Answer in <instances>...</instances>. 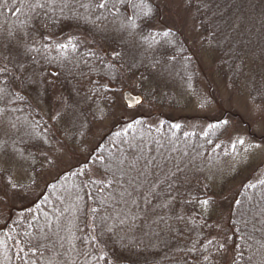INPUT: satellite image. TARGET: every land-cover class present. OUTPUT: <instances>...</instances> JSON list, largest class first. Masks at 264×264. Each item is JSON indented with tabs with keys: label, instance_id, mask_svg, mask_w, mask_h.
Instances as JSON below:
<instances>
[{
	"label": "trees",
	"instance_id": "1",
	"mask_svg": "<svg viewBox=\"0 0 264 264\" xmlns=\"http://www.w3.org/2000/svg\"><path fill=\"white\" fill-rule=\"evenodd\" d=\"M101 2L0 0V26L7 40L6 49L0 52L1 114L11 119L29 120L30 123L38 121L41 128L33 129L37 128L40 132L45 129L48 123L44 119L41 121L40 111L29 104L32 96L28 91L32 85L26 79L36 74L49 87L60 84L58 86L67 92V96L61 97L62 104L67 107L66 102L70 101L79 119L93 118L90 108L98 102L104 104L101 112L110 113L116 104L115 89L116 85H120V71L140 81L139 92L144 89L145 81L150 79L151 72L147 68L152 64L140 62L139 44L155 52V58L141 59L146 63L152 61L155 64L152 67L158 64L164 67L169 64V57L179 58L182 63L184 56L190 53L186 51L185 38H172L171 31L161 27L165 23L161 15L165 13L162 0H148L152 13L147 18H138L135 30L130 28L131 45L119 37L118 32L113 35L108 32L107 37L101 36L98 40L91 36L92 42L87 44L84 34H90L86 29L90 25L97 27V21L92 16L105 17L104 23L108 25L113 20H120V16L127 18L129 11L132 14V9L125 8L119 0H107L105 8L98 7ZM174 2H181L187 9L190 8L189 13L195 17L194 27L199 25L196 23L198 19L204 33L219 41L215 42L219 47L216 52L224 66L235 68L238 72L246 68L244 62L241 65L236 59L234 61V57H242L245 46L250 43L244 41L246 37L243 33V21L249 19L245 16L248 12L245 0ZM190 18L178 20L191 22ZM88 19L93 22H88ZM166 31L169 32L167 37L163 36ZM69 40L75 45V50L71 45L68 49L59 47ZM178 49L181 51L178 52ZM134 52V57L139 55L137 59L132 57ZM15 55L19 59H14ZM4 68L8 71H2ZM172 125L164 124V128L159 129L146 119L130 115L125 120H119L113 131L100 140L94 159L70 169L52 186L33 191L25 189L24 204L10 207L7 214L3 213L0 217V235H4L3 238L0 236V246L4 247L2 264H107V258L100 254L101 249L114 259L112 264H192L201 259L202 227L206 223L199 217L198 210L203 198L211 193L206 194V184L203 185L194 173L198 169V159L194 160L191 156H220L224 150V143L218 142L222 132L215 124L210 134H198L200 140L190 142L184 137L189 133L186 125ZM170 133L174 137L180 136L176 144L178 149L174 151L167 138L172 137ZM204 140L209 141L208 144ZM182 147L186 148L185 160L175 152H180ZM71 180L78 184V191H75V196L71 193L76 203L68 209L66 186ZM57 186L60 190L56 193L60 195L58 198L50 189ZM198 199L201 200L199 204ZM249 211L252 213L246 218L248 225L239 224V217L234 218L231 213L227 216V222L232 225L231 233L237 223L239 228L236 227V231L247 233L244 246L231 250L230 264L234 257L239 264L238 254L241 252L243 257L246 254L253 262L261 255L256 249L253 255L248 252L247 244L252 239L250 231L255 224L253 218L248 219L255 210L249 208ZM100 218H105V223H100V229L95 230L93 223ZM43 233L47 236L45 239H41ZM93 233L99 234L102 242L100 249H92ZM138 233L141 234L140 240L137 239L139 243L130 242ZM118 238L123 250L113 244ZM146 238L155 239L156 244L144 243ZM234 238L238 245L242 242V239L239 241L240 236L235 235ZM154 250H157L156 253ZM228 254L225 252L224 256ZM219 255L216 258L218 255L212 254L207 264L230 262Z\"/></svg>",
	"mask_w": 264,
	"mask_h": 264
},
{
	"label": "rangeland",
	"instance_id": "2",
	"mask_svg": "<svg viewBox=\"0 0 264 264\" xmlns=\"http://www.w3.org/2000/svg\"><path fill=\"white\" fill-rule=\"evenodd\" d=\"M174 1L162 0L161 3H165V13L162 12L161 15L165 23L160 26L170 30L172 38H185V47H188L186 51L190 53L184 56L182 63L179 58L169 57L170 65H167L165 72L160 64L152 67L155 65L152 61L146 63L140 59L143 64H152L147 68L151 72L150 79L143 84L142 92L137 90L140 81L120 71L122 88L116 85V104L110 113L101 112L104 104L98 102L90 108V111L93 110V118L79 119L70 101L66 102L67 107L62 104L61 97L67 96V92L58 86L60 84L49 87L41 80L39 74L28 76L26 82L32 85L28 91L32 96L29 104L40 111L41 121L44 119L48 124L43 126L45 129L40 132L38 121L30 123L29 120H15L4 113L0 114V178L3 180L0 182V217L3 213L7 214L10 207H20L24 204L25 189L33 191L47 185L52 186L58 178L67 175L70 169L83 166L87 161L94 159L100 140L113 131L119 120H125L130 115L146 119L159 129L164 128V124H184L189 129V133L184 137L190 142L200 140L198 134H210V129H214L213 126L217 124L216 128L222 132L218 142L224 143L222 154L218 157L210 156L211 154L204 157L203 154L191 156L194 160L198 159V169L196 168L194 173L200 177L203 185L206 184V194L211 193L202 200H207V205L201 203L200 199L197 201L198 204L201 203L199 217L206 226L202 227L204 240L200 249L201 259L193 261L192 264H207L202 257L209 255L211 258L212 254L218 255L216 258L221 254L223 258H228L230 262L227 264H230L231 250L234 251L236 247L241 249L247 239V233L243 231L239 234L236 227L240 223L242 226L248 225L246 218L252 213L249 208L255 210L253 216L248 218H253L255 224L250 231L252 239L250 244H247L248 252L253 255L256 249L261 255L253 262L245 254L239 264H264V247L261 246L264 244V0H245L248 9L245 16H249V19L243 21V33L246 37L244 41L250 43L245 46L242 57H234V61L236 59L239 64L244 62L246 68L243 67L242 72L232 67L228 69L221 63V58L216 52L219 47L215 43L219 41L204 33L205 30L198 19L196 23L201 27H194L195 17L193 13H189L190 8L187 9L185 4ZM129 14L131 15L130 11ZM183 17L190 18L191 22L178 20ZM92 19L97 21V27L90 25L86 29L90 34H84L87 44L88 41L91 44V36L98 40L101 36L107 37L108 34L117 32L118 36L127 40L130 45L133 43L132 34L123 33L125 30L122 27L127 24L126 17L120 16V20H113L108 25L104 23L105 17L92 16ZM93 20L88 19V22L92 23ZM3 30L0 26V52H4L7 45ZM139 46L140 57L147 60L155 58V52L151 48L141 44ZM180 51L181 49H178V52ZM14 59L19 58L15 55ZM8 78L11 79V76ZM126 91L142 95L144 103L134 111L128 109L123 100ZM33 127L39 129L33 130ZM170 134L172 137L167 138L170 139V148L174 151L178 149L176 144L180 141V136L174 137ZM241 140L243 144L240 143ZM179 150L180 152H175L185 160L186 148ZM66 187L68 196L65 200L68 209H71L76 203L71 193L75 196L78 184L71 180ZM50 189L55 194L60 191L58 186ZM56 197L60 195L56 194ZM229 213L241 220L234 226L232 233V225L227 222ZM104 219L100 218V221L93 223V228L99 230L100 223H105ZM48 233L50 235V231ZM69 234L68 230L67 235ZM235 235L241 237L239 241L242 239L239 245L235 242ZM0 236L3 238L4 235ZM201 236L202 234L199 239ZM45 237L47 236L43 233L41 239ZM92 237V249H100L102 242L99 234L93 233ZM140 238L141 234L138 233L130 242L139 243L137 239ZM116 240L119 243L116 241L113 244L119 249L120 238ZM209 240L213 241V245H208ZM143 242L156 244L155 239L146 238ZM221 243L225 248L217 251ZM251 249H254V253ZM2 251L4 247L0 246V264L4 262ZM101 251L100 254L107 258L106 263L112 264L114 259L109 253L105 249ZM156 251L154 250V253ZM225 252H229L228 256H224Z\"/></svg>",
	"mask_w": 264,
	"mask_h": 264
},
{
	"label": "snow or ice",
	"instance_id": "3",
	"mask_svg": "<svg viewBox=\"0 0 264 264\" xmlns=\"http://www.w3.org/2000/svg\"><path fill=\"white\" fill-rule=\"evenodd\" d=\"M119 3L121 5H123L125 8H131L132 9V14L129 15L127 17V24L125 25L126 27H129L133 30H135L138 25L136 23V20L138 18H147L150 16V14L152 13V7L150 5V3L148 2V0H119ZM107 4V0H102V2L98 5L99 8H105ZM39 6H43V5H39ZM169 35V32H164L163 36L167 37ZM153 39H155V37H153ZM71 45L72 49L75 50V45L72 44L71 40H69V42L67 44H60L59 47L61 49H68L69 46ZM2 71L7 72L8 69L4 68ZM2 91V90H0ZM135 104H139L141 101L139 99H135ZM134 104H129L128 107H133ZM129 127H131V125H129ZM176 127H179V125H176ZM241 144H243V141H240ZM233 147H235V145H233ZM101 161L103 160V158H100ZM120 163L122 164L123 161H120ZM95 182V181H94ZM129 195H131V193H129ZM202 203L204 205L208 204V201H202ZM257 243H260V241H257ZM208 245H213V241L209 240L208 241ZM262 247H264V244H261ZM225 245L223 243L219 244V247L217 248V251H222L224 250ZM21 251H23V249H21ZM205 251L207 252L208 249L207 247H205ZM238 257L240 260L243 259V253H239ZM202 259L204 261H209L210 260V256L209 255H204L202 257ZM250 259V258H249ZM232 264H238V260L236 257L233 258Z\"/></svg>",
	"mask_w": 264,
	"mask_h": 264
},
{
	"label": "water",
	"instance_id": "4",
	"mask_svg": "<svg viewBox=\"0 0 264 264\" xmlns=\"http://www.w3.org/2000/svg\"><path fill=\"white\" fill-rule=\"evenodd\" d=\"M135 99H139L141 102L139 104H135ZM123 100L126 107L130 110H135L137 107L141 106L144 103V98L140 94H133L129 91L124 92ZM129 104H134V106L128 107Z\"/></svg>",
	"mask_w": 264,
	"mask_h": 264
},
{
	"label": "bare ground",
	"instance_id": "5",
	"mask_svg": "<svg viewBox=\"0 0 264 264\" xmlns=\"http://www.w3.org/2000/svg\"><path fill=\"white\" fill-rule=\"evenodd\" d=\"M122 28L125 30L123 33H131V32H132V30H131L130 28H128V27H122ZM132 54H133L132 57H134L135 54H136V52H134V53H132ZM138 56H139V55H137L136 57H134V59H137ZM140 59H143V58L140 57ZM167 65H169V64H167ZM167 65L164 66V72L166 71ZM0 114H1V113H0ZM15 120H16V119H15ZM33 130H34V129H33Z\"/></svg>",
	"mask_w": 264,
	"mask_h": 264
}]
</instances>
